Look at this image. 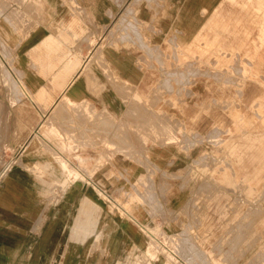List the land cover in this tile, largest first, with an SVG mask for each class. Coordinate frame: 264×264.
I'll return each mask as SVG.
<instances>
[{"label":"crops","instance_id":"0c3cea01","mask_svg":"<svg viewBox=\"0 0 264 264\" xmlns=\"http://www.w3.org/2000/svg\"><path fill=\"white\" fill-rule=\"evenodd\" d=\"M228 1L0 0V73L9 69L13 76L20 74L28 91L17 96L11 89L10 95H3L0 83V99L5 105L2 130L7 125L2 134L7 137L6 145L13 155L18 160L22 157V163L17 162L7 177L0 179V264L99 263L83 255V242L68 238V223L62 219L67 215L66 208L59 207V222L53 223L52 211L42 201L58 199L62 206L64 201L75 200L81 206L85 196L98 200L96 189L88 185L115 181L116 168H161L181 159L185 161V157L189 159L190 148L157 138L165 133V117H161L164 121L159 115L155 118L156 125L162 127L158 133L159 127L149 125L151 119L146 116H150L147 110L153 108L148 98L153 89L161 84L171 86L169 81L177 75L184 84L192 82L182 70L171 68L163 73L160 66L147 65L141 57L145 59L150 55L149 49L155 47L162 54L181 59L211 55L205 50L213 38L236 39L237 36L229 37L225 28L229 24ZM211 25H218V31L210 29ZM201 37L203 42L198 44ZM103 41L106 43L101 49L99 44ZM135 105L148 109L144 107L142 111ZM155 108L156 114L165 111L159 106ZM51 120H60L59 131L57 122L53 125ZM201 124L195 122L193 135L204 136ZM207 124L210 130L214 128L211 121ZM75 126L78 129L74 131ZM124 153L137 155L130 158ZM33 167L45 172L40 174ZM100 168L104 169L102 173ZM133 171L132 175L139 173ZM235 172L236 169L232 170ZM263 173L264 166L260 167V175ZM56 184L61 187L53 196L48 185Z\"/></svg>","mask_w":264,"mask_h":264},{"label":"rangeland","instance_id":"374dc122","mask_svg":"<svg viewBox=\"0 0 264 264\" xmlns=\"http://www.w3.org/2000/svg\"><path fill=\"white\" fill-rule=\"evenodd\" d=\"M243 2L228 1V26L236 24L237 18H243ZM249 6L253 7L252 4ZM227 35H237V38L221 41L252 40L260 44L264 41V32L257 27L252 32H227ZM91 41L94 43L95 39ZM218 41L207 45L205 52H211L208 57L196 54L193 58L185 56L181 59L177 55L162 54L155 47L149 49L151 55L144 56L143 60L147 65L160 66L161 72L171 68L182 70L192 82L185 85L177 75L170 81L171 86L161 84L148 97L149 102L154 101L152 105L149 103L151 109L157 104L165 109L164 113L158 114L160 118L170 116L166 119L172 122L170 125L164 119L166 133L157 138L165 137L167 139L162 141L190 148L189 159L185 157L183 161L179 158L178 163L161 168H131L139 171L137 175H132L128 167L116 168L115 181L88 185L94 186L98 200L85 196L81 206L75 200L64 201L62 206L58 199L42 201L44 207L51 209L53 223L59 222V207L66 208L67 215L62 219L68 223V238L83 242V255L93 257L99 262L97 264H264V173L260 175V167L264 166V114L260 110L262 105L253 106V99L264 96V79L252 72L254 61L248 57L239 58V66H231L226 60L222 65L214 63L215 57L220 55L215 53L227 57L239 53L237 48H230L231 52L227 46L219 47ZM103 43L99 46L103 47ZM257 51L264 56L263 48ZM184 60L194 65L188 66ZM210 67L217 70H209ZM189 69L193 70L190 72ZM12 75L9 69L0 73L3 95H10L14 89L18 92L16 95L21 96L23 92L18 81L13 80L21 76L9 77ZM4 110L5 105L0 99V179L7 164L9 167L3 178L13 165L22 163V157L19 161V157L13 155L6 145L7 137L2 134L7 129L6 123L5 129L1 128ZM240 110L245 111L244 115L237 114ZM152 112L149 111L153 114L149 115L156 118L158 115ZM217 115L226 120L231 130L227 132L222 128L223 131L214 136L207 123ZM190 117L193 118L191 122ZM152 118L149 125H155ZM196 121L202 123V140L201 135H193ZM126 155L133 158L131 155L137 154ZM235 169L236 172L232 173ZM32 170L40 174L45 172L43 168L33 167ZM103 170L100 168L99 172ZM48 186L53 196L61 187L60 184ZM137 186H144L140 190L143 196L134 188ZM128 211L140 213L144 227L155 229L162 246L172 254L171 259L161 261L153 249L147 252L146 247L131 246L125 230L129 223L140 227ZM142 235L147 238L144 233ZM115 238L119 239L118 251L111 256L108 248Z\"/></svg>","mask_w":264,"mask_h":264},{"label":"bare ground","instance_id":"6f19581e","mask_svg":"<svg viewBox=\"0 0 264 264\" xmlns=\"http://www.w3.org/2000/svg\"><path fill=\"white\" fill-rule=\"evenodd\" d=\"M155 1V0H154ZM231 1H234V0H231ZM235 1H237V0H235ZM243 4V6H242V8H243V12L245 13L244 14V16H243V18L241 19V18H237L236 19V24H234L233 26H226L225 28H226V30H227V32H239V31H242L243 33L245 32V33H248V32H252L253 31V29L255 28V27H257V28H259L262 32H264V0H244V2L242 3ZM250 4H252L253 5V7H250L249 5ZM154 5V4H153ZM214 8V7H213ZM128 12V11H127ZM130 12V11H129ZM25 14V13H24ZM247 14H249L248 16H246ZM125 18V17H124ZM245 24V25H244ZM136 26V25H135ZM149 27V26H148ZM150 28V27H149ZM210 29H212V30H214V31H218V28H219V26L218 25H211L210 27H209ZM28 31V30H27ZM129 32V31H128ZM111 33V32H110ZM132 34H134V33H132ZM136 34V33H135ZM152 34V33H151ZM131 35V33L128 35V37ZM141 35H142V33H141ZM125 36V35H124ZM136 36H137V34H136ZM139 36V35H138ZM142 36H144V35H142ZM228 36H230V35H228ZM234 36V35H233ZM237 36V35H236ZM127 36H125V38H126ZM133 37H134V35H133ZM147 37H148V35H147ZM130 38V37H129ZM136 38V37H135ZM143 38V37H142ZM119 39V38H118ZM122 39V38H121ZM127 39V38H126ZM125 39V40H126ZM137 39H139V38H137ZM202 39V37L201 38H199V40H197V42H199L198 44H200V42L202 41L201 40ZM214 39V38H213ZM211 40L209 43H208V45H210L211 46V44H214L215 43V40ZM128 40V39H127ZM44 42V41H43ZM147 42H148V40H147ZM178 42V41H177ZM95 43H97V42H95ZM95 43H93V45L95 44ZM106 43V42H105ZM218 43H219V47H225V46H227V47H229V51H231L230 50V48H237L238 49V51H239V53H238V55L237 56H235V57H232V56H230V57H227V56H224V55H218V56H216L215 57V59H214V63H217L218 65H222V64H224L225 63V60H226V63L228 64V63H230V65L231 66H233V65H235V64H237L238 66H239V64H238V62H237V60L239 59V58H249L251 61H254L253 62V67H252V72H254V74L255 75H257V76H259V77H261V78H263L264 79V69H263V64H264V56L263 55H261L260 53V51H257V49H264V41H262V43L260 44L259 42H256V41H252V40H247V41H233V40H229V41H218ZM108 44V43H107ZM146 44V43H145ZM92 45V46H93ZM96 45V44H95ZM98 45V44H97ZM154 45V44H153ZM156 45V44H155ZM91 46V48H93ZM136 46V45H135ZM199 46V45H198ZM95 47V46H94ZM102 47V46H101ZM140 47V46H139ZM142 47V46H141ZM137 48V47H136ZM102 49V48H101ZM129 49V48H128ZM135 49V48H134ZM255 49V50H254ZM93 50V49H92ZM95 50V49H94ZM98 50H99V48H98ZM97 50V51H98ZM136 50V49H135ZM94 52V51H93ZM96 52V51H95ZM112 52V51H111ZM232 52V51H231ZM100 53V52H99ZM110 53V52H109ZM154 54V53H153ZM151 55V54H150ZM207 56H202V57H208V56H210V54H206ZM94 56H95V54H94ZM101 56V57H100ZM105 56V55H104ZM99 57L100 58H103L102 57V55L100 54L99 55ZM138 57H139V55H138ZM137 57V58H138ZM156 57V56H155ZM192 57V56H191ZM194 57V56H193ZM192 57V58H193ZM98 58V57H97ZM182 58H185V57H182ZM85 59V58H84ZM96 59V58H95ZM89 60V59H88ZM88 60H87V62H85L86 63V65H87V63H88ZM90 60H91V58H90ZM94 60V59H93ZM98 60H100V59H98ZM141 60H145L144 58H142L141 57ZM102 61L104 62L105 60H103L102 59ZM106 62V61H105ZM119 62V61H118ZM145 62V61H144ZM83 63V62H82ZM98 63V62H97ZM99 63H102V62H100L99 61ZM107 63V62H106ZM139 63V62H138ZM89 64V63H88ZM103 65V64H102ZM85 66V65H84ZM104 66V65H103ZM108 66V65H107ZM106 66V67H107ZM122 66H123V64H122ZM101 67V66H100ZM126 67V66H125ZM125 67H122L123 69L125 68ZM199 67V66H198ZM201 67V66H200ZM84 69V68H83ZM101 69H103V68H101ZM86 70V69H85ZM109 70V69H108ZM8 72V71H7ZM85 72V71H84ZM91 72V71H90ZM164 72H166V71H164ZM163 72V73H164ZM9 73V72H8ZM107 73V72H106ZM110 73H111V71H110ZM11 74V73H10ZM112 74V73H111ZM78 75V74H77ZM92 75H93V73H92ZM109 75V74H108ZM73 76V75H72ZM79 76V75H78ZM112 76V79H114L115 78V76H114V78H113V75H111ZM9 77H13V75L12 76H9ZM137 77V76H136ZM168 77V76H167ZM14 78V77H13ZM75 78V77H74ZM94 78H96L95 76H94ZM166 79V78H165ZM13 80H17L18 81V85H19V87H20V89H21V91L23 92L22 93V95H25V94H27V89H26V87H25V84H24V81L21 79V77H18V79H13ZM74 80V79H73ZM72 80V81H73ZM133 80V79H132ZM168 80V79H167ZM248 80V79H247ZM251 80V79H250ZM86 81V80H85ZM94 81H95V79H94ZM115 81V80H114ZM119 81L120 80H116V82L117 83H119ZM9 82V81H8ZM11 82V81H10ZM110 82V81H109ZM123 81H120V83H122ZM170 82V81H169ZM257 82V81H256ZM91 83V82H90ZM113 83V82H112ZM166 83V82H165ZM105 84V83H104ZM103 84V85H104ZM123 84V83H122ZM126 84L127 83H125V86H126ZM136 85V84H135ZM134 85V86H135ZM66 86V85H65ZM68 86V85H67ZM88 86V85H87ZM89 86H91V84L89 85ZM124 86V87H125ZM160 86V85H159ZM115 87V86H114ZM129 87H131L130 86V84H129ZM133 87V86H132ZM156 87V86H155ZM169 87V86H168ZM15 88V87H14ZM18 88V87H17ZM92 88V87H91ZM90 87H89V89H91ZM135 87H133V89H134ZM261 88V87H260ZM93 90V89H92ZM119 90V89H118ZM95 91V90H94ZM98 91V90H97ZM120 91V90H119ZM118 91V92H119ZM15 92H17V90L15 91ZM63 92V91H62ZM160 92V91H159ZM18 93V92H17ZM16 93V94H17ZM259 93V92H258ZM33 94V93H32ZM119 94H121V93H119ZM122 94H124V92L122 93ZM127 95V94H126ZM150 95H151V93H150ZM149 95V96H150ZM156 95V94H155ZM243 95H244V90H243ZM65 96V95H64ZM122 96V95H121ZM29 97V96H28ZM61 97V96H60ZM123 97V96H122ZM124 97H126V96H124ZM127 97H129V96H127ZM151 97V96H150ZM20 98V97H19ZM57 98V97H56ZM60 99V98H59ZM124 100H126V98L124 99ZM134 100V99H133ZM254 101H253V106L254 105H262V108L260 109L261 110V113L262 114H264V96H263V94L262 95H259L258 97H256L255 99H253ZM55 101V100H54ZM152 100H150V102H151ZM62 102V101H61ZM86 102V101H85ZM125 102V101H124ZM131 102V101H130ZM134 102V101H133ZM149 102V103H150ZM27 103V102H26ZM63 103V102H62ZM132 103V102H131ZM154 103V101L152 102V103H150L151 105ZM64 104L65 103H63V106H64ZM100 104V103H99ZM40 105V104H39ZM55 105H57L56 107L57 108H59L58 106V104H56L55 103ZM62 105V104H61ZM66 105V104H65ZM103 105V104H102ZM137 105V104H136ZM135 105V106H136ZM142 105H144V103L142 104ZM133 106V105H132ZM131 106V107H132ZM67 107V106H66ZM104 107H105V105H104ZM104 107H102V108H104ZM137 108H140V107H138V106H136ZM144 107H146L147 108V106H144ZM143 106L140 108L142 111H143V109L142 108H144ZM151 107V106H150ZM51 108V107H50ZM135 107H133V109H134ZM42 109V108H41ZM44 109V108H43ZM63 109V107H61V109L59 110V112L61 111ZM68 109V108H67ZM89 109H90V107H89ZM88 109V110H89ZM126 109V108H125ZM136 109V108H135ZM132 110L134 113L133 114H136L135 113V111L136 110ZM139 109V110H140ZM148 109V108H147ZM151 109V108H150ZM149 109V110H150ZM52 110V109H51ZM69 110V109H68ZM81 110V109H80ZM100 110V109H99ZM102 110V109H101ZM127 110V109H126ZM126 110H124V111H126ZM140 110V111H141ZM146 110V109H145ZM144 110V111H145ZM149 110H147L148 112H149ZM152 111H153V109H151ZM163 110V109H162ZM43 111H45V109L43 110ZM152 111H150V113L152 112ZM56 111H54V117H55V115H56V113H55ZM58 112V113H59ZM69 112V111H68ZM84 112H85V110H84ZM100 112V111H99ZM146 112V111H145ZM144 112V113H145ZM237 112V111H236ZM235 112V113H236ZM40 113V112H39ZM50 113V112H49ZM58 113H57V117L59 118V116H58ZM73 113V112H72ZM86 113V112H85ZM100 113H102V112H100ZM124 113V112H123ZM127 113V112H126ZM138 113V112H137ZM149 113V114H150ZM153 113V112H152ZM162 113H164V112H162ZM239 113V116H241V115H244V113H245V111L244 110H240L239 112H237V114ZM74 114H76V113H74ZM139 114V113H138ZM148 114V115H149ZM166 114H168V113H166ZM99 115V114H98ZM123 115H125V114H123ZM130 115V114H129ZM132 115V114H131ZM150 115H153V114H150ZM154 115H158V114H154ZM165 115V114H164ZM225 115V114H224ZM43 116V115H42ZM41 116V117H42ZM53 116V115H52ZM51 116V117H52ZM93 116V115H92ZM125 116H127V115H125ZM143 116V115H142ZM142 116H137V117H142ZM162 116H163V114H162ZM234 117L236 116V115H233ZM47 117H49V116H47ZM50 117V118H51ZM56 117V118H57ZM134 117V116H133ZM137 117H134V118H137ZM146 117H149L148 119H151L150 118V116H146ZM145 117V118H146ZM157 118L159 117V116H156ZM170 116H168V118H169ZM49 118V119H50ZM134 118H132V119H134ZM138 118V119H139ZM143 118V117H142ZM142 118H140L141 120H142ZM153 118H154V116H153ZM152 118V119H153ZM53 119V118H52ZM139 119V120H140ZM164 118H161V120H163ZM166 119V118H165ZM170 119V118H169ZM54 120V119H53ZM53 120H51L52 122H53ZM130 120H131V118H130ZM144 120L145 119H143V122H144ZM154 120H155V118H154ZM154 120H152L153 121V123L156 125V123L158 122L157 120H155V121H157L156 123H155V121ZM167 120V119H166ZM136 121V119H134V122ZM138 121V120H137ZM151 121V122H152ZM164 121V120H163ZM163 121H161V122H163ZM45 122V121H44ZM50 122V121H49ZM55 123L57 122V124H56V130H58L57 129V126L59 125V126H62L61 124H58L59 122H60V120H59V122H58V120L56 121H54ZM53 122V125L55 124ZM140 122V121H139ZM142 122V121H141ZM146 122V121H145ZM144 122V123H145ZM148 122V121H147ZM147 122H146V124H147ZM150 122V123H151ZM169 122V124L170 125H172L171 123L172 122H170V121H168ZM211 122H212V124H213V132L215 133L214 134V136L215 135H218L219 133H220V131L222 130V128L224 129V130H226L227 132L228 131H230L231 130V126H229L228 125V123L226 122V120L222 117V116H220V115H217V116H214L213 118H212V120H211ZM136 123V122H135ZM51 125V123H48L47 122V125ZM137 124V123H136ZM149 124V123H148ZM158 124V123H157ZM69 125H71V124H69ZM115 125V124H114ZM179 125V124H178ZM181 125V124H180ZM58 126V127H59ZM68 126V125H67ZM67 126H65L64 127V129L67 127ZM72 127H74L73 125H71ZM154 126V125H153ZM50 127V126H49ZM156 127L158 128L159 127V130H157L158 131V133H159V131L162 129V127H160V125H156ZM164 127H166V125H164ZM176 127H179V126H176ZM40 128V127H39ZM62 128V127H61ZM68 128H69V126H68ZM77 127L75 126V128H74V131H75V129H76ZM161 128V129H160ZM175 128V127H174ZM174 128H173V131H174ZM63 129V130H64ZM73 130V128H69V130ZM78 129V128H77ZM168 129V128H167ZM68 129L66 130V131H68V132H71V131H69ZM38 131H39V129H38ZM59 131V130H58ZM61 131H62V129H61ZM60 131V132H61ZM65 131V130H64ZM156 131V132H157ZM223 131V130H222ZM50 132V131H49ZM63 132V131H62ZM61 132V133H62ZM73 132V131H72ZM76 132H78V130H76ZM76 132H74V134L76 133ZM112 133V132H111ZM166 133V132H165ZM164 133V134H165ZM43 134V133H42ZM55 134V133H54ZM57 134V133H56ZM63 135H65L64 133H62ZM161 134V133H160ZM164 134H162V135H164ZM169 134V133H168ZM173 134H174V132H173ZM71 135V134H70ZM76 135V137H77V135L78 134H75ZM159 135V134H158ZM171 135V134H170ZM212 135V134H211ZM73 136V135H72ZM71 136V137H72ZM39 137V136H38ZM167 137V136H166ZM177 136H174V138H176ZM208 137V136H207ZM211 137V136H210ZM53 138H56V137H53ZM69 138V137H68ZM73 138V137H72ZM75 138V137H74ZM165 138V137H164ZM164 138H162V139H164ZM173 138V139H174ZM205 138H206V136H205ZM35 139V138H34ZM65 139V138H64ZM165 139H167V138H165ZM200 139L202 140L203 139V136H200ZM219 139V138H218ZM57 140H59V139H57ZM75 140V139H74ZM108 140H110V139H108ZM212 140H214V139H212ZM55 141V140H54ZM78 141H80V140H78ZM158 141V140H157ZM175 141V140H174ZM179 141V140H178ZM208 141V140H207ZM111 142V141H110ZM193 142V141H192ZM57 143V142H56ZM77 144V143H76ZM111 144V143H110ZM112 144H113V142H112ZM73 146V145H72ZM76 146V145H75ZM59 153V152H58ZM57 153V154H58ZM59 155V154H58ZM142 155V154H141ZM63 160H64V158H63ZM67 160V159H66ZM68 161V160H67ZM120 161V160H119ZM62 162V161H61ZM67 164H68V162H66ZM66 163L65 162H63V164H65L66 165ZM142 165V164H141ZM64 167V166H63ZM67 167H68V165H67ZM70 167V166H69ZM137 167V166H136ZM129 173H130V170H129ZM132 174H134V171L132 172ZM103 181V180H102ZM133 183V182H132ZM134 184V183H133ZM143 187L144 186H137V187H134L135 189H136V191L140 194V196H143L142 195V193H140V190L141 189H143ZM98 192H100V193H103V192H101L99 189H98ZM142 192V191H141ZM143 198V197H142ZM147 201V200H146ZM135 212V211H134ZM128 213H130V217L133 219V221H135L137 224H138V226L140 227V228H136V227H133L132 226V224L131 223H129L128 224V226H127V229L125 230V233H127L128 234V236H129V239H130V244H131V246H133V245H135V246H138L139 248H142V247H146L147 248V252L149 251L150 252V250L152 251V249L153 250H155V251H157V255L159 256V258L161 259V261H163L164 259H165V261L166 260H169V258L171 259L172 258V254L167 250V249H165V247L164 246H162V244H161V240L159 239V237H158V235L156 234V231H155V229L154 228H152V227H149V226H145L144 227V223L142 222V217H141V215H140V213H138V212H135L134 214H132L131 212H129L128 211ZM137 215L136 217L134 216V215ZM145 234L146 236H147V238H145V237H143V235L142 234ZM173 237V236H172ZM174 239V238H173ZM180 239V238H179ZM167 240V239H166ZM118 243H119V239H117V238H115L114 240H113V242H112V244L111 245H109V252H110V255L111 256H113V255H115L116 253H117V251H118V249H117V245H118ZM179 245V244H178ZM174 246V245H173ZM176 247V246H175ZM179 248V247H178ZM178 248H176V249H178ZM124 249H126V248H124ZM144 251V250H143ZM185 252V251H184ZM143 253V252H142ZM154 253V252H153ZM187 253V252H186ZM185 253V254H186ZM146 254V253H145ZM188 254V253H187ZM186 254V255H187ZM126 255V254H125ZM142 255V254H141ZM150 255V254H149ZM155 255V254H154ZM126 257V256H125ZM127 258V257H126ZM124 259V258H123ZM187 261H189V258L187 259ZM124 262V261H123Z\"/></svg>","mask_w":264,"mask_h":264},{"label":"built area","instance_id":"2783aa9c","mask_svg":"<svg viewBox=\"0 0 264 264\" xmlns=\"http://www.w3.org/2000/svg\"><path fill=\"white\" fill-rule=\"evenodd\" d=\"M9 164H7L5 167H4V169H3V171L1 172V177L4 175V172L8 169V166Z\"/></svg>","mask_w":264,"mask_h":264}]
</instances>
